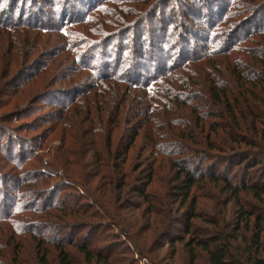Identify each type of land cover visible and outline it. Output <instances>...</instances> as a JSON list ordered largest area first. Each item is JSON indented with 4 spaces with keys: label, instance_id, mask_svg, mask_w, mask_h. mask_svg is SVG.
<instances>
[{
    "label": "rangeland",
    "instance_id": "1",
    "mask_svg": "<svg viewBox=\"0 0 264 264\" xmlns=\"http://www.w3.org/2000/svg\"><path fill=\"white\" fill-rule=\"evenodd\" d=\"M162 1L0 0V17L3 12L8 14L4 20L0 19L1 22L13 24L11 29L0 27V204L8 200L19 203V195L23 193L30 197L20 199V204L26 207L34 205L32 199L41 205L44 199L55 196L51 200L56 203L61 199L70 203L75 197L84 195L74 186L72 175L77 171L81 157L88 162L109 159L105 147L107 139H101L98 134L97 140L92 127L98 121L100 124L107 121L106 118L112 119L110 117L117 113L122 103L123 119L117 132L125 138L115 139L116 143L119 141L117 149L113 144V152L121 156L118 163L123 158L127 136L140 130L135 147L124 165L129 171L126 179L129 186H141L148 181V172L143 171L154 158L164 161L165 166H170L177 159L184 168L197 169L198 172L212 169L229 177L238 175V179L243 174L241 168L227 164L235 152L229 149H240L239 146L226 147L225 141L233 132L236 133L234 126L237 121L243 118L254 120L252 113L260 118L256 127L264 128V86L240 85L235 72L242 67L236 61L252 60L251 51L264 49V43L261 40L257 42L259 36L245 41V37L240 38L242 32H238L240 36L236 42L241 51L230 54L224 62L226 56L220 51L227 44L220 46V41L225 40L222 33L229 28L239 27L252 19L257 13L252 10H256L262 0H219L228 10L221 21V18H214L217 24L212 29L187 11L190 7L196 9L201 0H170L166 4ZM240 2L250 5V8L241 7ZM154 7L162 12L157 16L165 14L167 30L164 34L154 27V17H150ZM207 17L204 19H212ZM187 29L197 32L201 39L186 36V33H191ZM159 37L161 40H156ZM153 44L158 45L157 48H153ZM209 44H214L216 50L222 47L218 51L219 56L192 62L191 72L181 69L189 63L184 62L187 56L189 61L196 54L202 56L208 49L213 50L212 47L204 49ZM140 50L144 54L142 60ZM153 59L158 64L167 60V69L169 65L177 66L172 67L166 74L171 76L162 83L159 82L158 70H154L150 62ZM178 59L181 60L176 63ZM145 62L147 70L142 65ZM141 73L146 79L156 75V82L149 80L144 86H138L125 80L142 81ZM171 79L173 83L179 81L181 86L176 92L165 94L163 91L173 85L165 82ZM212 84L233 89L235 96L231 100L234 102L233 110L237 112L235 117L215 99L214 95L219 92L211 93ZM87 99H91V105L79 106ZM152 128H159L162 135H167V131L172 129L179 133V139L174 140L178 143L172 148L174 153L177 149V155L175 153L172 160L163 157L161 149L154 148L155 144L152 145L154 151L150 149ZM100 129L103 126L97 128L98 131ZM182 141L186 143L182 144ZM162 142L169 143L170 140ZM92 143L96 144L92 146ZM179 145L183 146L180 148ZM19 146L25 151L33 150L30 158H25L20 166L18 159L10 156L11 152L18 155ZM167 171V168H162L160 178L154 182L159 191L169 185L173 176ZM249 173V180L264 185V163ZM129 186L125 191H129ZM193 193L197 197L196 211L203 213V218L219 217L237 227L235 219L241 216L239 208H243L254 216H262L264 227V195L259 199L251 193L240 192L237 205L226 193L225 179L218 183L210 180L201 182ZM124 198L137 201V195L132 193ZM175 207L181 208V203L178 201ZM145 211L146 206L139 212L123 214L132 222L133 213L140 215ZM39 217L34 216L33 219ZM42 217L47 219V224L54 225L45 231L46 236H68L79 241L85 240L88 234L87 228H82L78 236H73L77 230H63L65 223L60 218ZM146 217L140 216L137 220L141 231L137 228L135 231L100 229V242L92 249L118 258L117 264H210L206 253L200 251L194 263L182 244L169 245L159 235L161 227L142 240V231L148 227ZM203 218L194 220L196 227L212 229ZM0 223L3 222L0 220ZM30 224L25 223L26 226ZM215 228L225 233L229 231L220 226ZM240 229L234 244L238 251L244 250L248 244L243 239L249 241L257 230L253 221L249 226L243 221ZM10 235L12 238L6 236L0 242V264H39V242L50 251L49 264H62L56 249L58 241L48 243L32 235L15 240L13 234ZM65 250L69 253L70 264H104L98 263L97 259L88 262V258L75 247L65 246Z\"/></svg>",
    "mask_w": 264,
    "mask_h": 264
},
{
    "label": "trees",
    "instance_id": "2",
    "mask_svg": "<svg viewBox=\"0 0 264 264\" xmlns=\"http://www.w3.org/2000/svg\"><path fill=\"white\" fill-rule=\"evenodd\" d=\"M218 1L219 0H206L205 2H202L201 0V3L196 6L197 10L190 7L187 8V11H190V14L205 21V26H208V28L212 29L217 24L215 23L214 18H221V21L225 17L228 10L227 6L223 4L226 2L225 0H223L224 2L221 1V3ZM262 1H260L261 4L258 8H256V10H252L257 12L254 14L252 19L245 21V23H242L239 27L234 26L233 28H229L227 32L222 33L225 34L226 38L223 42L220 41V46L227 44L225 47H223V49L221 47L220 49L216 50L214 48V44H209L205 46L204 49L212 47L214 48L213 50L208 49L206 51L207 53H205L206 55L202 56L196 54L194 58H189V61H187V56L184 62L189 63L186 66L182 68L180 66L179 68L185 72H191L193 71L194 66L192 62L196 63L198 60H202L203 58H208V60H210L211 57L215 58L216 56H219L218 53L220 52L226 56L224 59V62H226L230 58V54L241 51L237 44L238 41L236 42L237 38L240 36L238 35V32H242L243 35L240 38L245 37V41L246 39L249 41L256 36H259L257 42L259 43L261 40V42L264 43V0ZM162 2H165L166 4L170 2V0H163ZM240 6L243 8H250V5H245L242 2H240ZM151 13L152 15L150 17H154L155 21L154 27L158 28V30L160 29L164 34L165 29L167 30V25H164L165 14H162V16L158 15V17L157 13L162 12H158L157 7H154ZM7 16L8 14H4L3 12L0 19L2 18L1 20H4L7 18ZM207 16L212 17V19H204V17L208 18ZM159 19H161L160 24H158ZM1 20V28L5 27L6 29H11L13 27V24H3ZM152 32L154 31H151V33ZM187 32L191 33H186V36L192 35L196 36V38H199L198 40L201 39V37H198L199 35L197 32H194L193 30H188ZM153 34V36H155V32ZM156 40L160 41L161 39L159 37ZM203 43L207 44L206 41H203ZM157 46L158 45L155 44L152 45L153 48H157ZM142 50H140V60H142L141 58L144 57ZM250 54L252 60L241 59L239 63L236 61V64L242 68L237 69V72H235V79L242 86L246 84H250L251 86H264V49L253 50ZM183 56H186V54ZM183 56L181 57L182 59ZM178 58H180V56ZM180 60L181 59H178L176 63L180 62ZM150 62L154 65V70H158L157 74L160 77L159 82L161 83L171 76H167L166 74L169 73L172 67L173 69L177 67L169 65L167 69V60H162L160 64H158L157 61H154V59ZM142 65L146 66L147 70L146 62L142 63ZM255 70L258 72H254ZM249 75L252 76L249 77ZM140 76L143 78L140 79L143 82L131 78H127L125 80L133 84H138V86H144L149 80H157L156 75L151 77L152 79L144 78L142 73ZM167 83L170 85L172 83L173 85L169 89H165V92L163 91L165 94L176 92L181 86L179 81L173 83L172 79L169 82H165V84ZM213 85L214 84H212V87ZM215 86L216 85H214L213 89L211 90V93L213 94L214 92H219V94L214 95L215 99L217 98V101L222 102V104L228 108V111H230V115L235 117L237 112L233 110L234 102L231 100L235 96V92L231 88L225 89ZM233 87L235 88V86ZM254 88L256 89L257 87ZM176 98L177 99L175 100H178V97ZM84 104L87 107L91 105V99H87L79 106H84ZM122 105L123 103L117 110V113L110 117L112 119L108 120L109 118H106L107 121H101L100 124L98 121L95 126L92 127L97 140L98 134L100 135L101 139H107L108 142L105 147L109 154V159H112V162L111 160L105 158L96 159L91 162L85 161L83 157L80 158L78 169L75 174L72 175V180L76 189L84 193V195L82 194L78 197H75L70 203H67V200L63 199L56 203L51 200L55 199V196L44 199L43 203L41 202V205H39V202L32 199L31 201L34 205L29 207L20 204V199L26 200L27 198H30L24 195V193L19 195V203L15 200H8L7 202L4 201V203L0 204V220L3 222L2 224L0 223V242L2 241L3 237L9 236L8 238H12V235H10L11 233L13 234V238L15 240L21 236L32 235L35 239L43 238L42 240L48 243L58 241L59 244L56 246V249H58L62 264H70L69 253L67 250H65V246H71L78 249L88 258V262H93L94 259H97L98 263L117 264L118 258H115L112 255L111 257L107 254L106 256L103 254L104 252H102V250L95 251V249H92L93 245L100 242L98 237L99 230L110 228V230L135 231L134 229H138L139 227L137 222V220L139 221V217L141 216L145 218L147 216L146 218L148 221V227L146 231H142L144 235H142L141 239L145 240L146 237L154 234V231H156L157 228L161 227L162 232L159 235L163 238V240L168 242V244L171 246H175L178 243L182 244L183 247L188 251L190 260L194 263L197 260L198 253L201 251L207 254L210 264H264L263 217L254 216L252 213H249L248 210L239 208L238 214L241 213V216H238L235 219V224H237V227H234V224L230 222H224V220L220 219L219 217H210L209 219L203 218V213L196 211L197 197L193 193L194 188H197L201 182L210 180L218 183L225 179L226 193L231 196L230 201L237 203V205H239L240 201V192L251 193L254 197L259 199L263 197L264 185L258 184L256 181L249 180V172H251V170H256L259 168L260 164L262 165L264 163V128L258 129L256 127V124L260 122V118H258L255 113H252L255 115L253 121H249L247 119L245 120L244 118L237 121L236 125L234 126L236 133L233 132L230 135L231 137H228L225 141L226 147H231L233 144H237L240 148L229 149L235 150V152L233 153L234 155H232V157L227 161L228 165L237 167L238 169L241 168V170H243L240 171L243 174L239 177V179L238 175L229 177L226 175H221L218 172H214L212 169L198 172L197 169L184 168L183 163L177 161V159L174 160L173 164L171 163L170 166H165L164 161L154 158L150 163V166L143 171L148 172V181L143 183L141 186H129V184L126 183V179L129 178V171L125 170L124 165L127 163V157L129 156L130 151L135 147L137 139L140 135V130L129 133L126 139L127 142L123 147V158L121 163H118L119 159H121V156L117 155L116 152H113V144H116L115 149H117V147H119V141L116 143L115 139L125 138V136H120V133L117 132L123 119ZM7 116L8 115L5 117ZM102 126L103 129L98 131L97 128ZM173 130L174 129H172V131L168 130L167 135H162L159 131V128H152V132L149 133L151 144L150 149L154 151L152 149V145L155 144L154 148L157 150L161 149V155L165 158H168L169 160H172L173 156H175V153L177 152V149L175 153L172 150V148L175 147L173 144L178 143H174V140L179 139L180 137L179 133H176V131ZM167 139L172 142H162ZM184 143L186 142L182 141V144ZM94 144L96 143H92V146ZM20 146L17 156L12 154V152L10 153L12 159H18V166L23 163L25 158L29 159L31 154H33L32 149H28L29 151L26 149L25 151V149H21ZM88 146L89 145H87V147ZM182 146L179 145L178 147L181 148ZM242 146H245L246 149H242ZM1 150L2 148L0 147V151ZM162 168H167V172L173 176L171 179H169V185H166L163 190L159 191L156 189L154 182L160 178V171ZM127 186H129V191H125ZM130 193L137 195V201H128L124 198ZM178 201L181 203V208L175 207V203ZM144 206H146V211L140 215H135V213H133L132 222L128 221L127 217L123 214V212H139ZM184 208H186L185 211H182ZM34 216L40 217L39 219H33ZM42 216L50 219L60 218L64 221L63 223H65L63 230L67 228H71V231L74 229L77 230L72 234L73 236H78V234L82 232V228H87L88 234L85 236V240L79 241H76L74 237L68 236H46L45 231L54 225L47 224V222H45L47 219L43 218ZM201 218H203V220L213 228H205L202 230L197 228L194 220ZM96 221L97 223H94ZM243 221L246 222L247 226H249L251 221H253L257 230L249 241L245 240V238L243 239L244 243L248 244L245 245L244 250L238 251L235 249L234 244L238 240V234L241 230L240 228ZM26 222H31V224L26 226ZM5 223L7 225H5ZM218 226H220L222 229L227 228L229 231L226 233L225 231H218L215 228ZM102 230L100 232H102ZM251 241H254L255 243H251ZM49 255L50 251L44 247V243L42 244L39 242L37 253L38 263L49 264Z\"/></svg>",
    "mask_w": 264,
    "mask_h": 264
}]
</instances>
